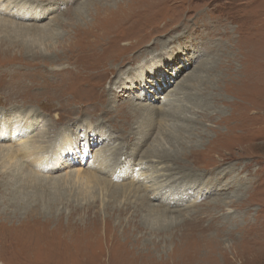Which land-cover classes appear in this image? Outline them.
Segmentation results:
<instances>
[{
    "label": "rangeland",
    "instance_id": "374dc122",
    "mask_svg": "<svg viewBox=\"0 0 264 264\" xmlns=\"http://www.w3.org/2000/svg\"><path fill=\"white\" fill-rule=\"evenodd\" d=\"M20 1L46 15L24 20L33 28L0 24V122L9 127L23 116L22 128L29 125L45 151L44 166L56 163L55 143L77 137L76 154H63L70 166L35 173L18 161L23 176L87 172L107 147L111 167L128 172L155 140L168 141L182 126L185 146L173 140L170 149L162 139L182 157L166 161L163 173L176 198L186 195L167 211L163 229L154 219L145 226L141 202L159 205L150 214L156 218L165 207L142 200L140 189H120L126 177L94 186L69 177L63 188H41L44 197L32 205L34 197L14 206L11 193L0 192V264H264V0ZM43 23L51 31L36 27ZM86 52L93 57L76 55L74 67L70 55ZM147 63L151 69L138 76ZM124 76L134 89L123 93L116 82ZM169 90L174 115L145 113L148 102L166 107L160 100ZM85 125L94 139L82 152ZM143 131L148 138L138 145ZM6 161L0 181L17 168Z\"/></svg>",
    "mask_w": 264,
    "mask_h": 264
},
{
    "label": "bare ground",
    "instance_id": "6f19581e",
    "mask_svg": "<svg viewBox=\"0 0 264 264\" xmlns=\"http://www.w3.org/2000/svg\"><path fill=\"white\" fill-rule=\"evenodd\" d=\"M28 5H30V4H28ZM75 9H78V8H75ZM79 12L80 11L78 10V13ZM1 14L7 15V17H2ZM45 15L46 14L41 13L40 11H38L34 7H30V6L28 7L24 1L0 0V24L9 25V27H11V26L17 27L19 25L22 28H25V27H32L33 28L35 26L32 25V23L24 22V20H26V19H42V18H44ZM13 19H15V20H13ZM43 24H37L36 27L51 31V25H49V24L43 25ZM40 47H41V45L39 46V48ZM76 55L83 56L85 58H88V57L92 58L93 57V54L90 52H86V55H84V54H82V55L71 54L70 55L71 58L75 57L74 67L76 65L79 68H80V65L77 62ZM91 55H92V57H91ZM153 60H156L158 62V60L156 58H154ZM153 62H155V61H153ZM151 63H147L145 66H143L142 69L139 67L142 71H138V76L142 75V73L144 72L143 70H145V68L151 69V67H152ZM70 69L74 70V68H72V67H70ZM119 69L117 70V72L119 71ZM138 76H137V78H138ZM127 80H128V76H124V77H122V79L120 81L116 82V86L122 85L125 87L124 90L120 89L121 92H123V91L125 92V90H133L134 89V81L131 82V81H127ZM89 82H90V80H89ZM126 82H128V83L125 84ZM129 84H130V86H129ZM56 86H59V84H56ZM58 89L59 88L56 87V91H58ZM170 91L171 90H169L168 93H166L164 96H162L161 100H160V101L163 100V103L166 104V107L159 108L156 110V108L154 109L153 102H148L147 104H145L147 106L143 108L145 113L160 114L163 116L174 115L171 110H173V105H174L173 102H175V99H176L175 96L176 95L172 94L173 91H171V93H170ZM60 95L62 96V99H64L62 92L60 93ZM168 105H171V107H167ZM149 116H151V115H149ZM149 119H150V123L146 126L151 127L152 126V124H151L152 119L148 117V120ZM22 121H23V116L22 117H15L12 120L11 125L9 127H8V125H6V123L0 122V159L5 158L7 160L6 162H8L9 160H12L13 161L12 163L14 165L18 161H20V162L25 161L24 163L26 165H28V166L32 165L33 166V167L31 166L30 168H32V170H34L33 172H35V173L39 172V171L40 172L43 171L46 173L50 172V171H54V170H57L58 168L62 167V164L63 165L67 164L68 166H70V164L72 163L71 158L67 157V155L64 156L63 154L64 153H71L73 155L76 154L77 150L74 149V143H73V142H75L74 139L77 138L76 135L73 137L72 136L68 137V139L65 140V143L60 144V146H57L55 143L51 147L50 151L52 152V150H53L54 152H56L54 155V156H56V159H55V161H53L56 163H54L55 165L47 163L44 166L43 156L45 154V151L41 148V145L39 143H38L39 145H35L37 143L36 139L35 138L33 139L29 136L30 131L28 132V127H30V126L27 125L24 128H22L23 127ZM27 122H29V121L27 120ZM142 126L144 127V125H142ZM80 127L82 130V136H83L81 142L84 145V150H82V152H84L87 148L86 140H88L90 134L91 135L93 134V130L90 129V127L87 125L80 126ZM143 127H142V129H144ZM8 129L9 130L13 129V131H11L7 134L6 130H8ZM177 130H178L177 135L175 134L174 136H171V138L168 141L166 139L169 136L165 137L166 139L162 138L163 140H165V143H167V142L169 143V146H171L170 149H172V147H173L172 144H174V142L171 143V141H173V140H175V142H178L179 146H182V147L185 146V140H184L183 133H182L185 130V128L182 126H178ZM89 132H91V133H89ZM148 132H150V130ZM147 133L144 134V131H143L144 135H141L140 137H138L136 139V142L138 143V145L145 142V140L148 138ZM23 136H27V137L29 136V138H24V139H27L25 141L24 140L18 141V138L23 137ZM100 136H103V135L100 134ZM84 137H87V138H84ZM90 137H91V139H94V135L90 136ZM4 138L6 140H2ZM179 138L181 140H179ZM162 139L160 137L157 141L155 140L153 150L150 149V151H152V152L150 154L145 153L142 157H140L138 159V161H136L132 165L133 168L131 167V169H129L128 172H126L123 168L122 169H117V168L114 169L113 167H111V163L113 161H115L116 158H115V156L110 157L111 154L108 151V150H110L108 147H107V149H105L103 151L101 150V151H98L97 153L95 152L92 161H89L87 163L86 166L89 167L91 170H94V171L89 170V171L85 172V171H83L84 168L83 169L82 168H76V169L72 168V170L71 169H69V171L67 170V173H65V175H63V176H62V174L43 176V177H41L40 180H37V181L27 180V177L23 176L25 169L23 168L22 163L19 162L20 165L17 166V164H18L17 163L15 165L17 168L13 167L14 169L11 171V175H10L11 179H8L5 181H0V192H4V191L7 192L8 189L12 188V192H7V194H6V192H4V195H9L11 193L10 194L11 196L6 199L7 202H10L11 199H14L16 202H12V203L14 204V206H17V203L20 199L24 200L23 198L29 196L30 198L34 197V198H31V200H33V201H31L30 205H32V203L35 204L36 202H40L42 200V198H41V196H43L42 194L45 191H47V190L41 189V188H44V186H47V185H49V188H52L51 186L58 187V188L60 186H62V188H63V185L65 184V182L68 181L69 177L74 178V179L79 180V181H82L83 184H85V186L87 185V183H92L93 186H94V184L96 185V184H99L102 182H104V184L108 183V182L111 183V182H115L116 180L124 179L126 177V178L130 179V183H126V184L120 183L121 185L118 186L120 189H122V190H125L127 188L140 189L142 191V193L145 195V197L143 196L144 198L142 200H145L147 198L156 199L162 204V206L165 207V209H163L164 210L163 213L159 215V218H156L155 216H150V214H151V212L157 211L155 209L157 207H159V205H154V204L151 205V204L146 203V202L144 203V201L141 202V208H144L146 210L145 212L148 211L147 213H145V216H143V218H145L147 220V224H145V226H147V228H152L151 222H153L154 220H158L159 222H161L162 226H164V227H162L164 229L168 225V223L165 222L167 219L164 218L165 216L169 218V216H167V214H166L167 211L168 212L172 211L171 206L173 204H176V199L177 198L180 199V197L183 198L186 195V193L180 192L179 195L178 194L176 195L177 196V198H176L175 197L176 193H173V191L170 189V186L168 185L169 181H171V180L169 178L168 173L167 174L163 173L164 171L167 170V166H165L164 164L166 163V161L175 164V163H177L176 161L181 160L182 157L180 156V158H179L180 153L178 155L177 149L175 147H174V150H170L169 147L166 148V146H164V144L162 143ZM13 144H15V145H13ZM178 144L176 143V145H178ZM165 145H168V144H165ZM190 151H191L190 154L195 153V151L192 149ZM112 153H114V152H112ZM42 159H43V161H42ZM143 159H146V160L143 161ZM184 159H185V156H184ZM30 161L36 162L37 164H33ZM59 161H60V163H59ZM180 165H183V164H180ZM52 174H54V173H52ZM45 175H47V174H45ZM28 188H31V190H32L31 193H28L29 192L27 190ZM83 191H85V189ZM134 192H135V190H134ZM50 194L54 195V193H51V192H48L47 195L50 196ZM28 207H30V206H27V208ZM27 208L25 210H27ZM152 208H153V210L151 211ZM33 210H35L37 212L38 207H36L35 205L31 206L30 211L33 212ZM139 212H138V210L136 211V213H139ZM154 213H157V212H154ZM24 219H25V217H24ZM151 219H154V220H151ZM132 220L133 219H131V221ZM135 227H138V226L136 225ZM15 245H17V244L15 243ZM15 245H14V247H16ZM233 254H237V251L235 250L233 252Z\"/></svg>",
    "mask_w": 264,
    "mask_h": 264
}]
</instances>
